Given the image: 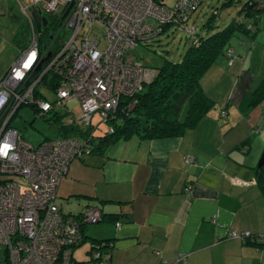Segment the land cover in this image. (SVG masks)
<instances>
[{
	"label": "crops",
	"instance_id": "obj_1",
	"mask_svg": "<svg viewBox=\"0 0 264 264\" xmlns=\"http://www.w3.org/2000/svg\"><path fill=\"white\" fill-rule=\"evenodd\" d=\"M257 25L247 54L234 52L232 65L224 56L202 76L215 106L193 128L177 137L121 140L103 156L69 163L58 187L59 207L77 214L94 205L117 214L119 227L111 217L94 231L84 227L87 247L92 240H113L110 264H264V240L228 236L249 231L264 237V191L256 180L264 97L251 105L264 84V13ZM65 104L68 110L78 106L74 100ZM16 128L29 141L25 125ZM244 139L249 148L238 149Z\"/></svg>",
	"mask_w": 264,
	"mask_h": 264
},
{
	"label": "built area",
	"instance_id": "obj_2",
	"mask_svg": "<svg viewBox=\"0 0 264 264\" xmlns=\"http://www.w3.org/2000/svg\"><path fill=\"white\" fill-rule=\"evenodd\" d=\"M254 1L257 7H264V0ZM199 2L178 0L177 5L169 7L166 0H30V7L38 6L42 15L61 14L59 30L64 27L68 30L63 45L44 69L62 72V66L68 67L57 97L63 103L74 100L79 104L83 121L88 122L96 110L106 117L110 110L116 109L122 94L138 92L143 80L149 77L140 65L123 59L137 41L155 35L148 17L168 23L177 11V18L184 22ZM19 6L31 31V40L9 68L10 74L0 79L3 101L0 112L11 98L18 105L28 97L33 98L32 87L36 82L23 93L19 89L27 70L36 68L44 54L34 20L23 4ZM99 26L105 39L101 49L94 34ZM35 100L42 111L50 109L49 102ZM8 119L6 116L0 123V264H71L72 249L81 240V221L96 223L102 215L100 208L90 206L81 214L82 220L75 219L63 214L57 202L60 180L69 163L81 154L82 144L67 136L35 146L22 138L16 128L6 127ZM230 234L238 235L235 231ZM258 239L264 237L260 235ZM100 247L98 244L95 247V258L101 256Z\"/></svg>",
	"mask_w": 264,
	"mask_h": 264
},
{
	"label": "trees",
	"instance_id": "obj_3",
	"mask_svg": "<svg viewBox=\"0 0 264 264\" xmlns=\"http://www.w3.org/2000/svg\"><path fill=\"white\" fill-rule=\"evenodd\" d=\"M177 1L178 0H175L173 5L169 4L167 1L166 3L168 6L170 5L169 7H174L177 5ZM203 1L205 0H200L198 5L189 12L188 17L184 22H180V20L177 18V11H174V18L168 23H159L157 18L153 16L148 17V23L153 27L154 31H156L153 37L160 34L166 26L176 24L187 29L190 34H194L192 43L185 49L179 60L174 61L170 58H163L160 64L149 69V67L141 64L136 59L135 55L131 54V49H133L138 42L143 40L137 41L133 47L124 53L123 59L125 61L129 60L128 62L131 64L140 65L142 71L149 77H146V79L143 80V83H141V88L137 90L138 92L132 95L122 94L119 98L116 109L110 110L106 117L101 115L100 110H96L91 113L88 122L83 121L82 119L78 121L71 119L70 121L64 122V117L70 113L71 110L66 108L65 102L63 103L57 97L56 92L65 81V74L68 70V67L65 65L62 66V72L58 69L44 70L46 67L45 64L40 68H35L30 74H28L26 80L19 89V91L23 93L24 90L36 82L32 87L33 98L31 99L28 97L21 101L19 105L16 103L15 99L13 100V98H11L2 112H0V123L5 119L6 116H9L8 123L6 125V127H9V123L17 113L18 109L23 105H29V107L32 108L37 116L44 118L46 117L48 121L56 126L58 130V137L54 139L71 136L77 139L79 144H82L80 154L81 156L79 155L75 158H83L90 154L103 156L104 152L109 146L121 140H129L131 138H137L138 140H152L183 135L186 130L193 128L208 113V111H210L215 106V102L206 95L202 88V76L215 63L219 55H224L227 57L228 65L233 64L235 54L233 47L229 43V40L236 31L244 32L250 37V46L253 47V45H255L254 36L258 31L257 17L264 13V7H257L254 0H245L239 12L245 14L247 18L246 20H248L249 15H252L251 18H253V21H249L247 24H245L244 22L233 20L224 27L215 29L216 25L214 23V18L218 15V9L215 8L211 12V15L203 23L205 33L199 34L195 32L193 27L188 28L187 22L190 19L191 14ZM223 4L230 6L232 4V0H225ZM58 16L59 24L55 28L54 32L51 31L50 33L48 28V16H46L48 20L47 25L41 26L39 31H37V27L35 25V30L38 32L41 41V51L44 52L43 47L45 46V48L47 47L48 49V53L50 52V55H54L63 45L62 43L58 47L52 48L53 40L56 37L58 29L60 28L61 14L56 15V17ZM152 21L157 23L156 26L152 23ZM24 25L27 30H29L26 21L24 22ZM94 34L100 40L98 48H103L104 45L101 46V43L105 42L104 36L102 35L103 28L101 26L97 27L94 31ZM151 38H146L144 40ZM13 41L17 44V46H20V49H23L22 51L27 49L30 45V40L29 42L27 40L20 42L18 36H15ZM22 51H20V53ZM51 71L53 72V76L50 80L47 78V75ZM40 84H43L54 94H56V99L52 101L48 100L38 89V85ZM263 97L264 84L261 85L260 90L256 96L253 97L251 105H257L258 102L263 99ZM35 99L49 102L51 104L50 109L47 111H42ZM59 104L65 107L64 113H60L56 110L55 107ZM77 105L81 110L80 105ZM183 108H185V114L181 119L179 114ZM95 112H98L99 115L97 121L93 123L92 116ZM220 114L221 118L227 120L228 113L225 110L221 111ZM47 115L49 116L47 117ZM100 123H104L106 127L103 131L96 133ZM46 140L51 139L45 138L43 141ZM249 145V140L244 139L238 144L237 148H243L247 150ZM185 161H188L187 156H185ZM256 180L261 186L262 191H264V166L262 169L257 171ZM90 206L94 205H88L77 214L64 212L61 210V208L60 211L65 215L73 216L75 219L80 218L82 220L83 218L81 217V214L85 213L86 209ZM101 214V218L96 223H88L84 220L81 221L79 227L81 230V240L72 249L71 264H86V261H79L73 256V250L76 247L83 246L84 244L86 237L84 233V227L86 224H98L103 220V218L108 219L111 217L114 223L120 226V223L116 221L118 219L116 218L117 214L109 215L104 214L102 211ZM231 232H228V236L230 238L240 239L241 241L249 243L262 241L261 239H258V236L260 235H255L251 232L249 235H244L241 233L245 231H235L238 234L236 237H232L230 234ZM112 241V239L92 240L90 246H88L89 248L87 247L88 250L86 251L92 255V258L89 260V262L98 264L97 261H108L110 264V257L113 249ZM97 244L100 245V248L103 250H101V256L99 258L94 257V250Z\"/></svg>",
	"mask_w": 264,
	"mask_h": 264
},
{
	"label": "rangeland",
	"instance_id": "obj_4",
	"mask_svg": "<svg viewBox=\"0 0 264 264\" xmlns=\"http://www.w3.org/2000/svg\"><path fill=\"white\" fill-rule=\"evenodd\" d=\"M169 4L173 5L175 0H166ZM225 0H205L199 4L197 9L191 14L190 19L187 22L188 28L193 27L196 33L204 34L205 30L203 28V23L211 15L213 9H218V15L214 18V23L216 25L215 29H220L228 24L230 21L236 20L241 21L247 24L249 21H253L252 15H249L248 20H246L245 14L239 12L242 4L245 0H232L230 6L223 4ZM19 3L23 4L26 7L28 13H31L30 9V0H0V78L4 76L6 70L10 65L15 61L19 55L20 46L14 43L13 39L15 36H18L20 42L31 40V32L27 30L24 25L25 18L21 13ZM38 7V6H36ZM70 9L68 7L67 11ZM49 18L48 28L50 32H54L55 28L59 24V16L46 15ZM156 26V22L152 21ZM68 35V30L66 27L58 29L57 35L52 43V48H56L64 42V39ZM194 34H190L187 29L180 27L176 24H171L166 26L164 30L157 36L138 42L137 45L131 49V54L135 55L136 59L143 65L149 67H156L163 58H170L174 61H177L181 58L182 53L185 49L192 43ZM43 40V39H42ZM46 41V39H45ZM229 43L234 49V52H241L245 49L243 55L247 54L250 50V37L247 36L244 32L236 31L230 38ZM43 45V43H42ZM105 45V42L101 43V46ZM44 54L40 57L41 60L47 58L44 62V65L53 60L54 55L48 53L47 47H43ZM225 59L224 55H219L216 60ZM28 75V74H27ZM53 72H49L47 78L51 80ZM27 78V76H26ZM25 78V80H26ZM24 80V81H25ZM38 89L41 93L50 101L56 99V94L51 90L45 87L43 84L38 85ZM56 110L60 113L65 112V107L62 105H56ZM23 110H27L32 117L26 118L23 114ZM210 110L209 112H211ZM185 114V108L180 111L179 117H182ZM98 112H95L92 116L93 123L98 119ZM49 115H47L48 117ZM82 117V112L79 106H74L70 113L64 117V122L74 119L75 121L80 120ZM19 124H24L27 128L24 134L26 138L34 143L39 142L42 139L49 138L54 139L58 137V130L56 126L47 120L45 117L37 116L32 108L29 105L21 106L15 116L11 119L9 127L16 128ZM105 124L100 123L96 133L103 131L105 129ZM17 129V128H16ZM18 130V129H17ZM19 131V130H18ZM43 142V141H42ZM41 142V143H42ZM32 144V143H31ZM36 146V145H35ZM21 180H25L24 177H20ZM96 226L100 224H90L94 231ZM87 243L83 246L76 247L73 250V256L79 261H86V264H93L89 262L92 258L90 253H87L88 250Z\"/></svg>",
	"mask_w": 264,
	"mask_h": 264
},
{
	"label": "water",
	"instance_id": "obj_5",
	"mask_svg": "<svg viewBox=\"0 0 264 264\" xmlns=\"http://www.w3.org/2000/svg\"><path fill=\"white\" fill-rule=\"evenodd\" d=\"M66 11L63 14V17L66 15V13H67ZM31 14H32V17L36 23L37 30H40V27L42 25L43 26L46 25V18L41 15V11L38 7L32 6ZM46 60H47V58H44L43 60H41V64L44 63ZM263 166H264V150H263V152H262V154L258 160L256 172L259 171L260 169H262Z\"/></svg>",
	"mask_w": 264,
	"mask_h": 264
},
{
	"label": "bare ground",
	"instance_id": "obj_6",
	"mask_svg": "<svg viewBox=\"0 0 264 264\" xmlns=\"http://www.w3.org/2000/svg\"><path fill=\"white\" fill-rule=\"evenodd\" d=\"M49 25V24H48ZM30 31V30H29ZM43 31V30H42ZM31 32V31H30ZM51 33V32H50ZM49 33V34H50ZM42 34V33H41ZM51 39V38H50ZM55 47V46H54ZM52 51V50H51ZM112 54H113V52H111ZM115 56V50H114V54H113V57ZM112 57V58H113ZM13 64V63H12ZM11 67V65L9 66V68ZM9 68L6 70V72H5V74H4V76L3 77H1L0 79H3V78H5L7 75H9L10 74V70H9ZM35 68H30L29 70H27V73H26V75L23 77V81L22 82H24V80H25V78H26V76H28L27 74H30L33 70H34ZM40 71V70H39ZM11 80L12 81H15L16 82V80L13 78V77H11ZM21 82V83H22Z\"/></svg>",
	"mask_w": 264,
	"mask_h": 264
},
{
	"label": "clouds",
	"instance_id": "obj_7",
	"mask_svg": "<svg viewBox=\"0 0 264 264\" xmlns=\"http://www.w3.org/2000/svg\"><path fill=\"white\" fill-rule=\"evenodd\" d=\"M30 9H31V11H32V6L30 7ZM30 15L32 16V14L30 13ZM41 15H42V13H41ZM42 16H44L45 18H46V25H47V22H48V20H47V17L45 16V15H42ZM32 19H33V17H32ZM34 20V19H33ZM35 22V21H34ZM35 25H36V23H35ZM46 25H44V26H46ZM43 26V25H42ZM41 28V27H40ZM37 31H39V30H37ZM49 56H50V53H49ZM17 59V58H16ZM15 59V60H16ZM42 65H44V63H42L41 64V59H40V62H39V64L37 65V67L36 68H40ZM3 101L2 100H0V103H2Z\"/></svg>",
	"mask_w": 264,
	"mask_h": 264
}]
</instances>
